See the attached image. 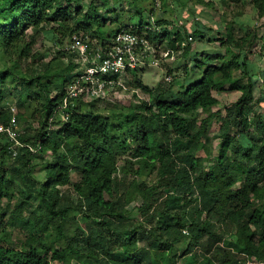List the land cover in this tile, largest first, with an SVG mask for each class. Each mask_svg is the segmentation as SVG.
I'll list each match as a JSON object with an SVG mask.
<instances>
[{
  "label": "trees",
  "instance_id": "trees-1",
  "mask_svg": "<svg viewBox=\"0 0 264 264\" xmlns=\"http://www.w3.org/2000/svg\"><path fill=\"white\" fill-rule=\"evenodd\" d=\"M74 1L0 0V125H8L14 114L2 107L13 94L12 81L20 82L19 95L40 100L32 115L39 127L20 134L16 157L13 143L0 141V264H244L246 255L264 259V93L257 97L259 75L249 56L258 34L242 35L235 22L227 23L225 37L211 39L220 41L222 51L202 53L203 59L195 61L200 80L183 84L181 91L168 87L154 92L137 81L135 86L150 99L122 109L115 134L111 119L98 115L96 101L86 112L77 105L81 98L64 107L66 88L79 66L71 62L58 68L68 52L62 48L66 40L77 36L93 53H105L118 33L131 29L147 44L167 42L170 51L187 56L189 33L175 29L168 16L150 14L152 23L141 12L137 23L123 25L118 15L112 19L103 11L105 6L99 9L92 2L84 11L74 9ZM176 1L209 8L219 4L239 15L247 3ZM157 2L165 15L171 14L169 0ZM251 4L264 17V0ZM52 24L53 39L62 50L45 63L35 52L36 36L51 33ZM192 31L202 39L212 29L198 22ZM22 61L29 62L26 68ZM226 88L241 95L223 114L214 111L219 105L214 92ZM215 121L220 127L211 136ZM252 128L258 140L243 143ZM213 138L219 140L218 151L208 165ZM128 154L131 159L120 168L119 158ZM48 155L52 161L42 163L46 177L38 181L31 174L33 162ZM120 174L133 180L118 179ZM69 186L79 205L64 202L61 189ZM16 192L21 201L15 200ZM135 209L141 221L131 223ZM75 210L84 213V228L75 220ZM13 228L23 231L18 242L11 239ZM140 240L148 247L140 246ZM217 245L221 253L216 258L211 251ZM195 248L203 249L200 259L179 262L180 255Z\"/></svg>",
  "mask_w": 264,
  "mask_h": 264
},
{
  "label": "rangeland",
  "instance_id": "rangeland-1",
  "mask_svg": "<svg viewBox=\"0 0 264 264\" xmlns=\"http://www.w3.org/2000/svg\"><path fill=\"white\" fill-rule=\"evenodd\" d=\"M94 2L98 5L99 9L103 11H109V15L112 19H115L117 15L121 19V22L126 24H135L140 19L138 13L143 12L146 18L150 14L154 15L155 19L167 17L170 20L176 22L175 25L178 27L175 29L187 30L188 34V43L190 44V52L186 56L184 52L170 51V45L165 42L158 46L148 44L147 49L139 51V63L137 66V71L132 73L130 71L124 72L123 75L119 78L118 85H115L109 88L105 94L94 100L95 107L97 108L98 115L107 117L111 119L112 123L116 126L115 134H119L118 125L122 123V118L119 113L127 105H141L145 101H149L150 96L144 93L143 90L137 88L135 84L137 81H141L144 85L148 86L150 89H153L154 92L165 91L168 87H171L174 91H181L182 85L191 82L192 80L199 81L202 75V71L196 67V60H202V53L222 51L220 41L211 40L212 37L215 39H222L225 37V25L230 22H235L237 31L244 35L246 32H255L260 37L257 45L252 48L250 56L251 69L257 73V77L260 74L264 76V51L262 50V44L264 43V17L258 15L257 10L251 4V0H247V3L243 5L242 14H238L237 10L231 8L226 11L225 8L216 4L215 8L196 6L193 4H180L176 0H169L171 14L165 15L162 6L157 2L154 3V0H75L73 3L74 9L82 7L84 11L88 9L90 4ZM111 11V12H110ZM152 15H150L152 17ZM149 20L154 23L153 17ZM201 23L207 28H211V32H207L205 38L193 37V27L196 24ZM122 25L121 23H119ZM56 28L55 24H52L48 27V31L51 33H41L37 35V44L35 47V52L40 53L44 57V62L49 63L54 59L57 52L65 49L67 50L66 56H62L58 68H66L71 62L78 64L79 66L84 65L82 55L78 52H70L71 42L66 40L65 44L61 48L56 44V41L53 39V34ZM30 34L34 36V33L30 31ZM74 53V54H73ZM29 62L22 61V66L26 68ZM76 71L80 70V67ZM239 75V73H238ZM171 77V78H169ZM170 79V80H169ZM260 81V80H259ZM19 81H12L9 83V90L12 91V95L7 97L3 106L4 109H10L13 113L19 116L18 121V131L22 133L24 130L28 132H33L39 127V122L37 117L32 118L34 111L39 108L40 100L37 98H28L26 94H18V91L21 90ZM31 91L38 92L34 87L31 88ZM257 97H260L264 93V86L257 83ZM214 95L219 99V105L214 107V111H221L225 114V108L235 103L240 97V92L232 91L229 88H226L222 92H214ZM22 96V97H21ZM92 100H82L81 103L77 104L82 112H86L91 108ZM90 103V104H89ZM264 107V102H262ZM261 113V111L259 112ZM64 118V116H61ZM220 124L218 121L213 122L210 128V135L213 136L218 133ZM125 131V130H123ZM126 132V131H125ZM259 135L255 128L251 129V132L246 138H243V143L253 142L258 140ZM219 140L216 138L212 139L210 150L212 155L210 156L211 160L208 161V165L212 164V158L217 154ZM136 146V145H135ZM201 156L205 157L206 154L201 152ZM45 160H35L33 162L34 167L32 168V175L37 178L38 181H42L46 177L45 165L42 164L44 161H52L50 155L44 156ZM130 154L119 158V167L122 168L125 166L126 162L130 160ZM135 160V159H132ZM118 179H124L126 181L133 180L132 176H125L120 174ZM76 175L72 173V182H75ZM140 181V179H139ZM38 187H39V183ZM17 185V184H16ZM18 186V185H17ZM28 190V187H22ZM64 196V202L70 204L73 202L75 205H79V196L74 192L72 186L64 187L61 189ZM15 200H22V196L16 192ZM14 200V201H15ZM35 204H38V200H34ZM142 200L137 202L138 205ZM134 204L133 206H135ZM132 207V206H131ZM75 220L81 226L85 227L87 221L83 212L80 210H75ZM131 223L141 221L140 214L137 213L135 209L131 215ZM215 219V217H214ZM218 219V217H216ZM23 231L18 228H13L11 230V239L14 242H18L23 238ZM140 246L148 247L147 243L143 240L138 242ZM220 245L215 246L211 251L212 256L217 258L218 249ZM200 251V252H199ZM203 251L202 248H195L193 252L189 253L186 256H179V262H192L196 259H200L199 254Z\"/></svg>",
  "mask_w": 264,
  "mask_h": 264
},
{
  "label": "built area",
  "instance_id": "built-area-1",
  "mask_svg": "<svg viewBox=\"0 0 264 264\" xmlns=\"http://www.w3.org/2000/svg\"><path fill=\"white\" fill-rule=\"evenodd\" d=\"M111 50L101 53L90 50L88 42L74 36L69 50L82 55L84 65L76 71V75L66 88L64 107L72 99L96 100L119 83V78L129 69L136 70L139 63V51L147 49L148 44L131 29L118 33ZM264 45V43L262 44ZM264 55V54H263ZM79 69V68H78ZM171 78V77H169ZM170 80V79H169ZM260 84L264 86V76L259 74ZM18 121L14 113L8 125H0V141L5 138L12 142L11 152L16 157L17 146H22L19 139ZM244 264H264V259L246 255Z\"/></svg>",
  "mask_w": 264,
  "mask_h": 264
},
{
  "label": "crops",
  "instance_id": "crops-1",
  "mask_svg": "<svg viewBox=\"0 0 264 264\" xmlns=\"http://www.w3.org/2000/svg\"><path fill=\"white\" fill-rule=\"evenodd\" d=\"M264 70V69H263Z\"/></svg>",
  "mask_w": 264,
  "mask_h": 264
}]
</instances>
